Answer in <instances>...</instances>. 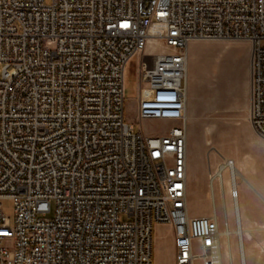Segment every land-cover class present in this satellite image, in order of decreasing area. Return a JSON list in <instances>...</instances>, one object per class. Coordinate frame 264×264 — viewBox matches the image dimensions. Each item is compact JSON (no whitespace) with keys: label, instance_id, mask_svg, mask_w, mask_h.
Returning <instances> with one entry per match:
<instances>
[{"label":"built area","instance_id":"1","mask_svg":"<svg viewBox=\"0 0 264 264\" xmlns=\"http://www.w3.org/2000/svg\"><path fill=\"white\" fill-rule=\"evenodd\" d=\"M200 40L250 44L264 140V0H0V264H153L154 223L171 229L175 264H224L214 185L239 198L235 161L217 155L214 213L192 217L186 122L147 136L125 118L132 61L146 119L150 97L188 92Z\"/></svg>","mask_w":264,"mask_h":264},{"label":"rangeland","instance_id":"2","mask_svg":"<svg viewBox=\"0 0 264 264\" xmlns=\"http://www.w3.org/2000/svg\"><path fill=\"white\" fill-rule=\"evenodd\" d=\"M250 54V44L244 40L191 43L188 92L158 93L150 97L143 108L146 119L139 116V59L135 58L125 75V118L133 124L135 132L147 136L166 134L186 122L187 207L192 217H210L214 213L209 173L218 161L217 155L235 161L244 177L238 178V205L240 222L246 233L247 264H264V230L259 228L264 225L260 223L264 219V201L260 198V195L264 197V140L257 136L249 121ZM214 187L220 231H225L226 220L234 231L236 215L228 187L224 199L217 183ZM3 207L5 214L13 219V202L4 200ZM247 234L251 240H247ZM221 239L224 264H230L226 238ZM230 243L233 264H239L235 235L231 236ZM172 246L171 229L154 223L153 264H175Z\"/></svg>","mask_w":264,"mask_h":264},{"label":"bare ground","instance_id":"3","mask_svg":"<svg viewBox=\"0 0 264 264\" xmlns=\"http://www.w3.org/2000/svg\"><path fill=\"white\" fill-rule=\"evenodd\" d=\"M152 37H154V36L151 34V38H150L151 41L154 40V38H152ZM171 93H182V92L181 91H178V92L172 91ZM208 145H210V143H208ZM237 170H238V175L236 176V182H235L236 185L238 184L237 178H240V177H241V179L244 178V177H242L240 170L238 168H237ZM225 181L228 185H229V183H231V181L229 182V178H227ZM232 202H233V207H234V211H235V215H236V224L237 225L239 224V228L232 231L229 229V227H226L224 232L220 231V237L226 238L227 242H226L225 246L228 248L227 253L229 254L230 260L232 259L231 243H230L231 236H234L235 234H241L242 238H244V235H246V233L244 232L243 227L240 223L238 199L235 201L232 200ZM215 217L217 218V216H215ZM259 228L264 230V225L259 226ZM246 238H247V240H251V236L249 234H247ZM237 246H238V243H237ZM222 257H223V248H222Z\"/></svg>","mask_w":264,"mask_h":264},{"label":"crops","instance_id":"4","mask_svg":"<svg viewBox=\"0 0 264 264\" xmlns=\"http://www.w3.org/2000/svg\"><path fill=\"white\" fill-rule=\"evenodd\" d=\"M188 164V163H187ZM188 165H187V171H188ZM238 168V167H237ZM188 179H189V173H188ZM260 198L264 201V197L260 195ZM226 205V204H225ZM232 206H233V202H232ZM234 209V207H233ZM238 209H239V205H238ZM235 213V211H234ZM239 216H240V213H239ZM227 221V220H226ZM228 222V221H227ZM241 223V222H240ZM260 223H263L264 224V219L260 222ZM230 229V228H229ZM235 230V229H234ZM172 249H173V252H174V247L172 246Z\"/></svg>","mask_w":264,"mask_h":264}]
</instances>
